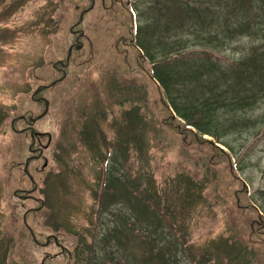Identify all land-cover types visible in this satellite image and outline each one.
Instances as JSON below:
<instances>
[{"label":"rangeland","instance_id":"rangeland-1","mask_svg":"<svg viewBox=\"0 0 264 264\" xmlns=\"http://www.w3.org/2000/svg\"><path fill=\"white\" fill-rule=\"evenodd\" d=\"M119 1L124 7L128 3L133 4L138 14L145 10L144 5L147 2V0ZM86 4V0H0V114L10 110L12 112L10 116L23 119V114L26 112L32 111L35 115L41 112V108L32 102L31 97L38 88L36 86H46L60 77V73L54 71L53 64L63 62L66 58L71 35L70 27L78 20L80 14L77 6L83 7ZM123 11L126 12L125 9ZM123 11L120 10L119 17L115 18L110 16L109 12L101 10L97 3V8L86 15L82 27V32L86 34L84 42L89 44L86 54L79 56L75 53L65 81L44 91L43 96L47 97L50 108L48 114L36 123L35 128L52 134L53 142L46 152L49 167L43 175H40V180L45 182V186L44 188L39 186L41 194L34 195L38 200L44 199L53 213L49 208L48 217L44 213L39 216L40 218L37 217L39 227L34 226L32 216L27 220V214H24V211L30 208L39 207L38 204L30 200L21 202L15 198L16 191L22 186L24 189L31 187L30 182L22 178L23 172L17 167L21 162V154L28 149L30 138H19L12 134L8 121L0 124V264L3 255L6 258L4 264H40L42 258L40 248L33 246L30 233L22 227V214L26 215V220L39 233L50 231V227L56 229V218L60 216L61 220L65 219L63 217L69 218L78 230L87 228L89 224L87 219L96 222L95 216L88 218L89 212L95 214L97 207V198L90 192V186L94 189L100 185L101 156L96 158V165H93L92 155L90 156L91 147L88 143H80L77 139L75 152L78 154L75 162L55 181L56 177L53 175L56 171L62 170L54 160L62 131L67 127L76 136L84 110L89 112V121H98L99 131L94 139L95 143L100 146L108 144L102 147L101 151L104 152L105 158L110 151V166L115 173L112 176L122 177L119 181L126 183L112 194L113 202L109 218L102 216L101 219L107 230L118 229L120 221L122 228L118 235L123 247L114 244L113 260L109 256L106 258L102 255V262L100 260L99 264H128V262L142 264L143 252L138 243L141 235V239H150L156 247L163 248L168 260H172V264H219L220 261L224 264L228 252L237 256L234 264H264V235L259 238L247 233L241 237L237 226L248 230L255 221L252 218H243L239 225L231 220V224L234 225L232 227L226 215L229 203L224 201L222 195H219L221 197L218 200H208L202 196L196 201L191 199L184 207L185 213L181 216L184 218L186 214L185 221L182 225H178L180 228L175 229V232L168 226L166 230L146 227L147 223L143 221L145 217L149 219L153 211L157 209L159 212V208L154 207L153 201L147 199L145 202V197H157L163 202L171 199L177 205L185 204L186 196L178 190V185L185 184L182 182V177L187 175L183 173L199 172L200 176H191V178L197 181L195 184H201L202 187L210 188L218 184L216 188H229L231 183L229 172H232V168L230 166V170H227L228 162L223 158L219 161L216 153L214 157L210 155L213 150L207 147L200 149L191 145L192 150L187 148L189 150L181 151V142L173 136H163L161 139L156 137L155 133L159 130L165 131L164 128H159V124L167 115L161 109L159 100L162 101V98L159 99L152 82L157 83V81L148 72L150 68L144 66L136 54L139 48L137 26L130 20V13ZM176 11L173 5L169 11H165L164 19L168 18L169 28L164 26L163 21L162 29H169L167 36L172 44L179 16ZM189 11L186 9L181 14L185 15ZM156 14L161 15V13ZM145 23L146 19L143 18L138 25L144 27ZM205 32V37H210L209 30ZM155 33L157 32L153 27L148 28L150 36ZM133 38L138 48L133 46ZM199 41L200 47L215 49L210 51L214 53L215 60L221 62L223 66L240 61L249 53L252 46L248 37L224 47H217L216 43L210 44L208 40ZM141 44L142 41L140 46ZM118 46L120 49L116 51L115 48ZM70 50L71 48L69 52ZM173 69V64H170L168 70L173 72ZM84 73L86 74L83 76ZM235 79L236 77L231 76L223 78L227 80L233 91L239 90L233 86L234 82L238 81ZM167 107L171 108L169 105ZM132 108L139 111L147 120L146 125L149 130L143 134L145 142L150 145L147 148L150 159L145 161L141 141L138 143L139 159L133 167L137 175L145 162L148 166L141 175H144L146 180L143 179L140 189H137L136 176L127 174L128 153L125 147L120 150L121 144L125 146L121 116ZM246 120L252 122L254 126L250 124L249 128L229 131L221 141L233 147V151L225 148L223 150L228 154L231 162L237 164L241 180L246 182L248 188L247 197L264 218V104L260 103L251 110L249 108ZM191 128L197 133L196 129ZM64 136L68 143L72 144L71 138L66 134ZM207 138L214 140L208 136ZM24 144L27 147L21 150ZM117 158L121 160L124 169L119 165ZM42 164V162L38 163V168H41ZM56 181L60 184L61 194H58L54 184ZM145 183H150L152 187L145 190L143 188ZM198 191L202 192L201 188ZM240 202L243 204L245 200ZM113 212L122 213L125 218L119 220V216ZM99 213L100 210L98 216ZM105 217L106 223L103 222ZM181 229L186 237L177 240ZM221 243H225L228 249L218 250L217 245ZM245 244H247L246 249H244ZM32 249L33 252L28 251ZM72 250L77 251L76 247ZM87 250L84 249L86 252ZM241 252L244 254L241 255Z\"/></svg>","mask_w":264,"mask_h":264},{"label":"trees","instance_id":"trees-1","mask_svg":"<svg viewBox=\"0 0 264 264\" xmlns=\"http://www.w3.org/2000/svg\"><path fill=\"white\" fill-rule=\"evenodd\" d=\"M86 1L87 4L83 7L80 5L77 6V9L80 10L79 18L71 25L70 29L82 30L86 15L97 8V3L101 10L109 12V15L115 18L119 17L120 10L123 11L125 9L126 12L130 13L129 16L133 25L135 24V26H137V45L139 48L136 54L140 58L142 64L150 68L148 72L157 81V83L155 81L152 82L157 90L159 99L160 97L163 98L176 115L175 117L174 113L159 100L161 109L164 110L167 116L163 118L160 124L158 123L159 128H164L165 131L159 130L155 133L157 135L156 137L161 139L163 136H173L177 141L181 142V151L184 149L189 150L187 148H191V145L200 149L202 147H207L211 149V151L213 150L210 155L214 157L216 153L218 154L216 157L219 158V161L223 158L228 162L227 170H230V166L232 168V172H229L231 181L229 188H216L218 184L212 185L210 188L202 187L201 184H195L197 181L191 178V176H200L199 172L183 173L187 175L182 177V182L185 184L178 185V190L181 194L186 196L184 200L186 201L185 204L179 203L177 205V203L171 199L163 202L162 199L157 197H145V202H147V199L148 201H153L154 207L159 208V212L157 209L153 211L149 219L144 216L145 219L143 221L147 223L146 227L150 228L152 226L154 229L160 230H166L169 227L175 232V229L179 227L178 225H182L185 221L184 218L186 214L184 218L181 216L185 213L184 207L189 204L191 199L196 201L198 197L202 196L208 200H218L219 197H221L219 195H222L224 201L229 203L226 215L230 225L232 227L234 226L231 224V220H234V224L238 223L240 225L244 220L243 218H252L255 222L248 230H243L242 226H237V228L240 229L241 237L249 233L261 238L262 235H264V218L261 216L259 209L254 205L252 206L251 201L247 197L248 188L246 182L241 180V174L239 173L237 164H233L228 154L222 148L218 147L217 144L223 146V148L228 151H233V147L225 143V141L222 142L221 139H225V134L229 131L249 128L251 126L250 124L254 126L252 122H247L246 120L247 110L249 108L251 110L253 107L260 105V103L264 104V0H147L144 5L146 8H144L145 10L141 13L139 12L140 14L136 12L133 4L128 3L125 4L124 7L119 0ZM93 3L95 4L93 5ZM172 5L176 8V12L179 13L173 44L169 42L170 38L167 36L169 31V20L168 18L164 19L165 11H169ZM185 8L190 11L183 15L181 12L186 11ZM179 9L181 11H178ZM156 13H161V15L159 16ZM81 15H83V22H81ZM143 18L146 19L144 27L138 25ZM163 21L164 26L168 27L166 30H162ZM152 27L157 33L150 36L148 34V28L151 29ZM158 28L160 29L159 31ZM207 30L210 32V37H205V31ZM212 30H214V32ZM70 34L68 52L63 61V63H67V58L70 56L69 64L66 67L67 70L71 66L74 54L76 53L79 54V56H83L86 54L89 47V44L84 42L86 34L78 37L73 36L72 33ZM246 37L250 38L252 42L249 53L240 61H235L227 66H223L221 62L215 60L216 58L213 56L214 53L210 51L215 50L214 48L200 47L199 41L208 40V43L211 42L210 44L216 43L217 47H224L236 40H242ZM77 39L80 40L82 47L79 48L76 46L70 54L69 48L75 44ZM141 41L142 46H140ZM115 49L118 51L120 46ZM142 51L145 53L143 54ZM60 64L61 62H57L53 65H55V67H61ZM170 64H173V72L168 70ZM53 69L58 73L55 68ZM65 72L68 74V71ZM85 74L86 73L82 75L84 76ZM225 76H231L232 78L236 77L235 81H238L234 82L233 86L239 90L233 91L230 85L227 84V80H223ZM65 79L66 77H63L62 81H65ZM62 81H56L55 84L50 83L46 86L38 85L36 87L42 88L41 95H44L45 90L59 85ZM125 88L126 87H124V89ZM88 113V110L83 111L82 122L80 123V129L76 136L73 134V131L69 130L67 127L64 128L65 133H63V136L66 134L70 137L72 144L65 146L63 156H59L57 153L54 155L56 164L60 169L62 168L60 172L56 171V174H53L56 177L54 181L62 175L64 170L70 169L72 158L76 154L75 148L77 139L80 143H88L91 149L92 147L96 148L98 146V144L95 143L96 140H94L98 136V121H89ZM11 114L12 112L10 110L3 111L0 114V124H2L3 121H8L9 130L12 134L19 138H30L29 129H25L27 128L26 121H28L30 117L36 116L35 113L32 111L24 113L23 117L26 118L25 120L14 117L13 115L10 116ZM13 121L14 126H12ZM121 121L124 127L123 134L125 146L121 144L120 150L122 151L125 147V151L128 153L129 171L127 174L134 176L133 167L137 163L139 159L138 153H140L138 148L139 142L142 141L144 152L142 155L145 161L147 162V160L150 159V154L147 152V148L150 147V145L145 142L143 134L149 131L146 125L147 120L143 118L139 111H135L134 108H132L131 111L122 114ZM18 124H20V127H18ZM188 127H193L197 130V133L188 129ZM205 136L211 137L214 140L206 139ZM22 143L24 142L22 141ZM23 147L24 148H21V150L25 149L27 145L24 144ZM192 149L193 148L190 150ZM21 155V162L17 164V167L23 172L22 178L30 182L31 187L29 189H34V184L24 172L26 162L31 156V153L26 149V152L23 151ZM101 159L102 162H100V165H103L102 167L100 166L99 171V175H101L100 185L94 189L90 186V192L97 198V207L95 209L96 213L89 212L88 218H93V216H95L96 222H93L92 219H87L89 223L87 228L78 230L76 225L72 224L69 218L63 217L65 219L62 220V242H64L70 250L76 247L78 264H99L102 255H105L106 258L109 256L110 259L113 260L112 258L115 253L114 244L118 247H123V243L118 235V232H120L122 228L120 221L118 222V229L107 230L105 229L106 225L104 226L101 223V219L103 218L102 216L109 218L111 213L110 208L113 202L112 194L117 188H122L126 183L123 184L119 181L122 177L112 176V174L115 175V173L110 166L111 159H109L108 155H106V158L101 156ZM117 161H119L121 168L124 169L121 160L117 158ZM40 162L44 163L42 157L38 160L32 159L28 165V171L38 186L36 191L32 192L33 195L36 193L41 194V192H39V186L44 188L45 182L43 183L40 180V175L46 172L50 164L48 159L47 167H44L42 164L41 168H38L39 165L37 164ZM146 162L144 166L142 165L140 172L135 175L137 189H140L142 186L143 179L146 180L144 175L141 176L144 169L148 168ZM54 184L58 194H61L59 182L56 181ZM129 184L131 185V183H128V185ZM235 185L238 187L234 188ZM148 187H152V185L150 183H145L143 185L145 190ZM43 188L42 191H44ZM196 188H201L202 192L198 191ZM23 189L24 187L22 186L16 193H18V195H24V192H19V190ZM65 194H67V191ZM15 198L21 202L25 201V199L19 198L18 196H15ZM243 199L245 203L242 204L240 200ZM100 203L101 206L99 205ZM114 205L116 204H113V206ZM38 206L40 205L38 204ZM99 210L100 213L98 216ZM38 212L41 214L37 215ZM43 213V208L39 211H24V214H27V220L32 216V222L36 227L40 226V223L36 219L37 217L40 218L39 216H42ZM113 213L117 214L115 212ZM24 214L21 215V225L29 233L28 228L23 222ZM117 215L119 216V220L125 218V215L123 216L122 213H118ZM106 217L103 219L104 223L107 222ZM100 223L102 224L101 228L99 227ZM102 228L103 230H101ZM40 234L41 233H39V235ZM179 235L180 237H178L177 240H182L186 237L182 229ZM141 238L142 235L140 236V240L138 239V243L141 245L143 252L142 264H172V260H168L163 248L156 247V244L150 239ZM32 243L33 246H36L33 240ZM246 245L247 244H245L244 249H246ZM85 248L88 249L87 252L84 251ZM217 248L218 250L228 249L225 243L217 245ZM242 254H244V252H241V255ZM227 256L228 257L224 259V264L236 263L237 256L229 252ZM5 259V255H3L1 264H4ZM63 259V264H73L72 253H65ZM45 264L53 263L46 261ZM219 264H221V261Z\"/></svg>","mask_w":264,"mask_h":264},{"label":"flooded vegetation","instance_id":"flooded-vegetation-1","mask_svg":"<svg viewBox=\"0 0 264 264\" xmlns=\"http://www.w3.org/2000/svg\"><path fill=\"white\" fill-rule=\"evenodd\" d=\"M71 33L78 37V36H84L82 35V30L80 29H71ZM134 41V38H133ZM79 47L81 48V44H80V40L77 39V41L75 42L74 45L71 46V52L73 51V49L75 47ZM81 46V47H80ZM133 46L135 48H137L136 43L133 42ZM70 58V56H69ZM70 60V59H69ZM68 58H67V63H63L61 62V67H55V69L58 71V73H60V77L58 79H56L55 81H53L52 83H56V81H62L63 77L67 76V73L65 71H68L66 69V67L68 66ZM37 90H40L37 93ZM42 92V88H37L36 91L33 93L31 100L33 103L37 104L40 108H41V112L33 117H30L28 121H26L27 124V128L25 129H29V134H30V143L28 146V151L31 153V156L29 157V159H39L40 157H42L44 163L43 166H45V163H48V159L46 156V152L50 149L52 142H53V137L52 135L47 132V131H39L35 128V124H31V119H35L38 116H40L46 107V101H48L47 97L41 95ZM43 110V111H42ZM26 118H24L25 120ZM64 133V129L62 131V137L59 141V143H57L56 146V151L55 153H57L59 156H63L64 154V149L66 145H69L68 141L65 139V137L63 136ZM33 134V137H32ZM58 139V140H59ZM108 145L107 143H105L104 146ZM104 146H100V144H98V146L96 148L92 147V151L90 153L91 159L93 161V165H96V158L98 156H104V152L101 151L102 147ZM78 154V152H76V154L73 156L71 164L73 162H75V157ZM108 157L110 155V151L107 153ZM100 162H102V159L100 158ZM108 163V161H107ZM103 165V164H102ZM34 189H23V190H19V192H24V195H20L19 194V198H27L31 201H33L35 204H39V207H35V208H30L28 210H36L39 211L42 208L44 209V213L46 214V217L49 216L50 210L53 213L52 209L49 207L48 203L45 202L44 199L42 200H38V198L32 194ZM33 197V198H30ZM26 199V200H27ZM47 204V205H46ZM101 206V203L99 204ZM50 208V210H49ZM61 216L59 218H56L57 224H56V229H53L52 227H50V231L46 232V233H41L39 235V233L36 231V229L34 228V226L30 223H28V226L26 225V227L29 230L30 236L34 242V244H36L37 248H40V252L42 254V258L40 260V264H45L46 261H49L53 264H63V255L65 253H72V263L73 264H78V257L76 256L77 251H73L70 250L68 248V246L62 242L61 239V233H62V220H61ZM44 224V223H43ZM42 224V226H43ZM45 228V224L43 226ZM32 233H34L36 240L34 241ZM30 252H33L34 249L32 250H28ZM35 263H37L35 261Z\"/></svg>","mask_w":264,"mask_h":264},{"label":"water","instance_id":"water-1","mask_svg":"<svg viewBox=\"0 0 264 264\" xmlns=\"http://www.w3.org/2000/svg\"><path fill=\"white\" fill-rule=\"evenodd\" d=\"M83 34H84V33L82 32V35H83ZM80 47H81V46H80ZM68 63H69V57H68ZM39 91H40V90H37V93H38ZM162 102H163L166 106H168L167 103L164 102L163 99H162ZM49 108H50L49 101H46V107H45L44 112H43L40 116H38L37 118H35V119H31V124L33 125V124H35L37 121H39V120H41L42 118H44V117L48 114V112H49ZM169 110H170L172 113H174L173 110H172L171 108H169ZM174 116L176 117L175 113H174ZM23 119H24V118H23ZM13 125H14V122L12 123V126H13ZM188 129L192 130L191 127H188ZM32 137H33V134H32ZM205 138H206V137H205ZM217 146L220 147V148H222V147H221L220 145H218V144H217ZM28 165H29V160L27 161L26 166H25V173L29 176L30 180L34 183L35 188H34L33 191H35V190L37 189V184L35 183L34 178H33V177L30 175V173L28 172ZM46 166H47V162L45 163V166H44V167H46ZM16 195H17V193H16ZM30 198H33V197H30ZM25 199H27V198H25ZM24 223L27 225L26 215L24 216ZM32 236H33L34 241H37V240H36V237H35V235H34V233H32Z\"/></svg>","mask_w":264,"mask_h":264}]
</instances>
